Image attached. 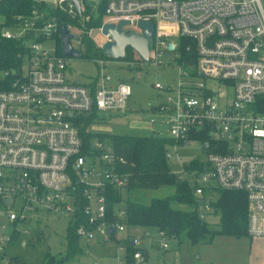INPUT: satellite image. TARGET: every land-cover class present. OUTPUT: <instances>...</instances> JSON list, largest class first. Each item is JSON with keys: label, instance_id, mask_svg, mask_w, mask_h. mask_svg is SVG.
<instances>
[{"label": "built area", "instance_id": "obj_1", "mask_svg": "<svg viewBox=\"0 0 264 264\" xmlns=\"http://www.w3.org/2000/svg\"><path fill=\"white\" fill-rule=\"evenodd\" d=\"M26 1V11L13 14L9 24L2 16L0 24V43L17 49L11 61L0 52V264H26L7 250L30 234L25 226L43 212L68 217L79 242L99 238L113 245L117 264H153L154 233L159 248H169L168 235L139 231L128 224L124 202H110L128 178L112 148L96 136L85 144L82 135L97 113L126 112L131 86L111 84L107 70L121 60L128 67L177 68L175 84L154 83L159 102L148 106L151 118L144 121L166 128L171 143L165 157L180 165L172 172L191 187L201 219L211 213L217 189L240 192L248 206L247 236L264 238V0H78L79 11L69 0ZM86 5L101 12V34L104 24L124 21L123 31L141 35L139 22L151 21L149 61L127 48L118 62L94 59L98 74L90 85L68 81L58 17L77 14L76 22L84 23ZM103 36L101 50L109 40ZM192 141L201 142L204 158L184 164L178 147Z\"/></svg>", "mask_w": 264, "mask_h": 264}, {"label": "rangeland", "instance_id": "obj_2", "mask_svg": "<svg viewBox=\"0 0 264 264\" xmlns=\"http://www.w3.org/2000/svg\"><path fill=\"white\" fill-rule=\"evenodd\" d=\"M2 16H0V24ZM1 28V25H0ZM73 33H79L91 38L97 46L105 40L104 36L96 29L84 30L72 29ZM60 39V37H59ZM71 45L81 51L80 57L66 56V79L72 83L90 85L98 74L97 64L88 55L85 47L79 44L78 40L71 39ZM60 46V44H59ZM103 59L114 60L109 57ZM99 59V58H97ZM124 60L108 66V73L111 75V84L118 81H126L130 84L132 94L129 98L126 112L116 114L111 112H100L94 117L96 121L88 126L89 133L101 134L103 144L111 149L112 136L131 135L149 136L154 129L158 136L167 137L166 128L160 124L149 127L144 120L150 117L149 105H157L159 102L158 93L154 89V83L175 84L178 78L176 67H154L149 63H142L138 66L128 67ZM207 86L216 87L214 81L205 79ZM147 121V120H146ZM201 142L192 141L188 146L180 144L178 147V157L182 163L190 161H200L204 158ZM170 168L176 171L180 165L173 161ZM174 193L173 186H163L155 190L138 192L149 201L153 197H167ZM126 196V192H123ZM212 196L216 199V193ZM219 215L212 209L206 221L213 229L218 228ZM69 218L56 214L43 212L38 221H33L26 225L30 230L29 235L21 234L20 238L8 247V254L18 258L26 264H46L51 256L55 260H62L67 254V227ZM142 229H139L141 231ZM26 240L27 245L22 246V241ZM153 249L150 251L151 262L160 264L163 258L164 264H264V239H241L227 236H216L210 243H199L191 245L183 241L178 243L175 239L168 240L169 248L163 250L159 248L160 238L154 233ZM145 243L142 242V245ZM79 252L63 259L59 264H117L120 261V253L111 244H104L101 239H96L86 243L80 241Z\"/></svg>", "mask_w": 264, "mask_h": 264}, {"label": "trees", "instance_id": "obj_3", "mask_svg": "<svg viewBox=\"0 0 264 264\" xmlns=\"http://www.w3.org/2000/svg\"><path fill=\"white\" fill-rule=\"evenodd\" d=\"M29 4L26 0H1L0 16L6 18L18 12L26 11ZM75 14V13H73ZM83 16H89L84 23H77L72 14L60 13L59 20L63 23L78 26L83 32L101 25V12L94 14L88 5L85 6ZM92 58L104 57L96 43L86 35L79 38ZM60 39L57 38L58 50ZM16 47L13 42H1L0 52L4 59L11 61ZM82 55V54H81ZM2 83L0 81V89ZM90 119V118H89ZM89 119H86L87 124ZM85 144L93 137L102 138L101 134H83ZM112 150L117 163V169L128 178L125 188L126 196L121 193L110 195V202L122 200L128 215V224L139 229H154L164 232L178 243L183 241L191 245L210 243L216 236H227L241 239L247 236L248 206L243 193L217 189V197L211 206L219 215L218 228L213 229L210 224L201 219L196 210V199L191 187L180 181L170 168L165 157L166 145L171 143L167 138L151 134L149 136L115 135L111 138ZM163 186H173L174 193L167 197H153L146 201L138 192L155 190ZM249 238V237H248ZM251 239V238H250ZM67 254L63 259L79 252V240L71 230L67 229ZM132 248H128L131 252ZM62 260L49 257L46 264H59Z\"/></svg>", "mask_w": 264, "mask_h": 264}, {"label": "water", "instance_id": "obj_4", "mask_svg": "<svg viewBox=\"0 0 264 264\" xmlns=\"http://www.w3.org/2000/svg\"><path fill=\"white\" fill-rule=\"evenodd\" d=\"M74 3L77 11L80 9L78 0H69ZM124 21H120L117 26L107 23L102 26V34L109 35V40L103 45L102 52L111 59H123L127 48L135 50L139 57L144 61H149L148 43L153 35L154 25L151 21L141 20L139 26L142 34H134L131 31H123ZM80 36L71 32L67 24H62L60 30V48L64 56L80 57L81 51L71 45V39L79 40ZM173 48V43H169V49ZM9 200L7 199L6 202ZM110 233L113 229H109Z\"/></svg>", "mask_w": 264, "mask_h": 264}, {"label": "crops", "instance_id": "obj_5", "mask_svg": "<svg viewBox=\"0 0 264 264\" xmlns=\"http://www.w3.org/2000/svg\"><path fill=\"white\" fill-rule=\"evenodd\" d=\"M260 239H264V238H260Z\"/></svg>", "mask_w": 264, "mask_h": 264}]
</instances>
